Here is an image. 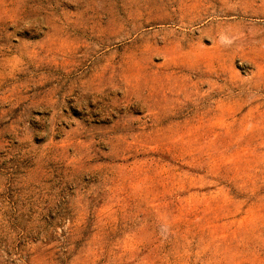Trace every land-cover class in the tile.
Returning <instances> with one entry per match:
<instances>
[{
  "label": "rangeland",
  "instance_id": "obj_1",
  "mask_svg": "<svg viewBox=\"0 0 264 264\" xmlns=\"http://www.w3.org/2000/svg\"><path fill=\"white\" fill-rule=\"evenodd\" d=\"M0 264H264V0H0Z\"/></svg>",
  "mask_w": 264,
  "mask_h": 264
}]
</instances>
